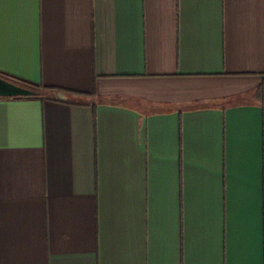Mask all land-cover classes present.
I'll return each instance as SVG.
<instances>
[{
  "label": "crops",
  "instance_id": "crops-1",
  "mask_svg": "<svg viewBox=\"0 0 264 264\" xmlns=\"http://www.w3.org/2000/svg\"><path fill=\"white\" fill-rule=\"evenodd\" d=\"M0 75V264H264V0H0Z\"/></svg>",
  "mask_w": 264,
  "mask_h": 264
},
{
  "label": "water",
  "instance_id": "water-1",
  "mask_svg": "<svg viewBox=\"0 0 264 264\" xmlns=\"http://www.w3.org/2000/svg\"><path fill=\"white\" fill-rule=\"evenodd\" d=\"M40 94L41 91L36 88L25 86L0 75V97L37 96ZM58 97L63 96L58 94Z\"/></svg>",
  "mask_w": 264,
  "mask_h": 264
},
{
  "label": "trees",
  "instance_id": "trees-1",
  "mask_svg": "<svg viewBox=\"0 0 264 264\" xmlns=\"http://www.w3.org/2000/svg\"><path fill=\"white\" fill-rule=\"evenodd\" d=\"M17 82L20 83V84H23L25 86H29V87L36 88V89L40 90L41 91V96H44V97H47V98H51V96L48 95L50 92L56 91V90H53V89H50V88H46V87L42 88V87H39V86H37L35 84H32L30 82H26V81H18L17 80ZM52 98H54V97H52Z\"/></svg>",
  "mask_w": 264,
  "mask_h": 264
}]
</instances>
